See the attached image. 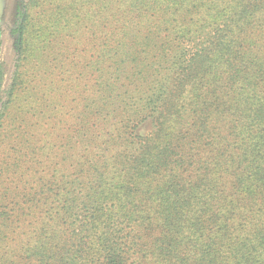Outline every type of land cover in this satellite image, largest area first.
<instances>
[{"label": "trees", "instance_id": "trees-1", "mask_svg": "<svg viewBox=\"0 0 264 264\" xmlns=\"http://www.w3.org/2000/svg\"><path fill=\"white\" fill-rule=\"evenodd\" d=\"M20 16L4 87L0 63V264H264V0Z\"/></svg>", "mask_w": 264, "mask_h": 264}, {"label": "rangeland", "instance_id": "rangeland-1", "mask_svg": "<svg viewBox=\"0 0 264 264\" xmlns=\"http://www.w3.org/2000/svg\"><path fill=\"white\" fill-rule=\"evenodd\" d=\"M26 1L27 0H0V63L4 66L5 72L2 81L3 87L7 84L8 79L11 76L14 69L15 59L17 54H19L16 44L17 33L15 32V28L21 19L20 13L24 11ZM36 11L39 12L40 9ZM31 14L34 17L36 16L35 12H32ZM70 40V42L73 43L72 45L75 46L74 43L76 40L73 38H70ZM30 43L33 47L34 44H36V40H32ZM59 50L58 46H55L54 49L51 50V54H58ZM34 52H37V50L28 54H33ZM57 120H63V117H59ZM50 122L53 123L54 121H45L44 123L47 125ZM49 136L51 135L44 129L42 131L41 140L46 137L48 138ZM42 143L43 141L40 142V145H42Z\"/></svg>", "mask_w": 264, "mask_h": 264}]
</instances>
